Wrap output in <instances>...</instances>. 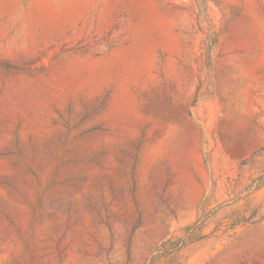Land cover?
<instances>
[{
	"label": "rangeland",
	"instance_id": "1",
	"mask_svg": "<svg viewBox=\"0 0 264 264\" xmlns=\"http://www.w3.org/2000/svg\"><path fill=\"white\" fill-rule=\"evenodd\" d=\"M0 264H264V0H0Z\"/></svg>",
	"mask_w": 264,
	"mask_h": 264
}]
</instances>
